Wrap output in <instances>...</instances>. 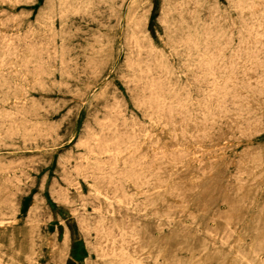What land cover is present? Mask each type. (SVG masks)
Segmentation results:
<instances>
[{"label": "rangeland", "instance_id": "1", "mask_svg": "<svg viewBox=\"0 0 264 264\" xmlns=\"http://www.w3.org/2000/svg\"><path fill=\"white\" fill-rule=\"evenodd\" d=\"M0 24V264H264V0Z\"/></svg>", "mask_w": 264, "mask_h": 264}, {"label": "bare ground", "instance_id": "2", "mask_svg": "<svg viewBox=\"0 0 264 264\" xmlns=\"http://www.w3.org/2000/svg\"><path fill=\"white\" fill-rule=\"evenodd\" d=\"M1 25V24H0ZM2 26V25H1ZM137 43V42H136ZM135 43V44H136ZM133 44H134V41H133ZM138 44V43H137ZM138 46V45H137ZM139 48V47H138ZM153 52V51H152ZM155 54V53H154ZM93 133V132H92ZM93 139V138H92ZM93 142V141H92ZM194 151V150H193ZM73 163H74V161H73ZM83 180V179H82ZM117 205H115V207H116ZM122 213H124V211H122ZM127 214H129V213H127ZM133 214V213H132ZM136 214V213H135ZM116 215V214H115ZM118 215V214H117ZM123 215H125V214H123ZM137 215V214H136ZM128 216H130V215H128ZM135 216V215H134ZM76 218V217H75ZM134 219V218H133ZM81 220V219H80ZM211 223V222H210ZM1 226V225H0ZM153 228V227H152ZM104 230V229H103ZM153 230V229H152ZM154 230H156V229H154ZM153 230V231H154ZM104 232V231H103ZM134 233V232H133ZM136 235H138V234H136ZM123 236V235H122ZM175 250V249H174ZM154 252V251H153ZM167 257H168V255H167Z\"/></svg>", "mask_w": 264, "mask_h": 264}]
</instances>
